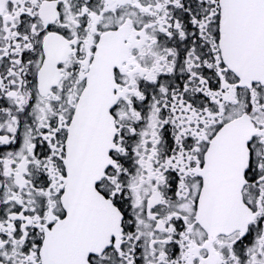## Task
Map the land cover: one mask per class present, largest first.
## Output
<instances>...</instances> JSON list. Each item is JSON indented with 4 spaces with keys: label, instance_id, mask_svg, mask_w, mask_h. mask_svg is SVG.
I'll use <instances>...</instances> for the list:
<instances>
[{
    "label": "snow or ice",
    "instance_id": "1",
    "mask_svg": "<svg viewBox=\"0 0 264 264\" xmlns=\"http://www.w3.org/2000/svg\"><path fill=\"white\" fill-rule=\"evenodd\" d=\"M0 264H264V0H0Z\"/></svg>",
    "mask_w": 264,
    "mask_h": 264
}]
</instances>
